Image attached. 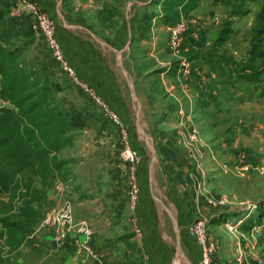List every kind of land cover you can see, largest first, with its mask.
<instances>
[{
	"label": "rangeland",
	"instance_id": "obj_1",
	"mask_svg": "<svg viewBox=\"0 0 264 264\" xmlns=\"http://www.w3.org/2000/svg\"><path fill=\"white\" fill-rule=\"evenodd\" d=\"M57 2L60 15L54 9L51 16L58 26L74 27L77 34L91 43L92 59L95 61L99 54L101 62L105 63V75L115 74L123 86L121 92L127 105L118 114L127 132L128 146L131 145L138 156V177L143 170V180L139 177L140 196L155 205V220L160 223L156 224L160 227L162 219L176 262L194 264L178 251L174 226L178 229L181 248L196 249L199 253L198 244L187 237L188 229L184 226L198 218H210L201 211L213 210L215 214L222 212L244 217L242 231L263 224L264 57H255L251 51L256 14L262 0ZM180 18L188 29L179 45L172 47L169 26ZM224 30L229 32L221 42L219 37ZM34 40L31 47L20 45L15 53L16 60L22 64L21 69L30 79L58 82L56 76L60 72L57 70H64L72 78L64 66L55 60L59 65L51 63L44 40L40 36ZM119 60L133 83L135 97L130 93ZM183 62L189 64L188 73L182 71ZM250 63L258 72L254 80L246 81L236 71ZM84 65L83 62L82 67ZM211 71L216 79L207 77L208 90L220 88L237 92L230 99L225 96L227 100L219 108L218 119L202 123L199 135L203 131L211 137L215 134V142L203 143L198 135L197 141L190 142L192 126L180 122L182 108L170 94L186 88L199 90L202 83L197 79ZM90 73L95 75L98 71L92 68ZM72 79L68 87L58 82L63 89L55 93V97L70 102L86 117L85 126L71 132L73 140L80 139V151L70 159L62 158L64 164L59 172L45 183L30 169H25L21 178L24 181L31 179L33 189L29 192L24 187L11 193L0 190V234L54 232L41 222L52 210L68 202L76 221L86 220L100 232L124 231L144 244L138 209H131L126 199L130 164L121 157L124 147L121 128L107 118L101 107L74 80L72 84ZM104 91L103 94L97 90L105 101L103 96L107 95L119 103V108H124L120 106L118 91ZM166 109L169 118L178 115L179 122L175 127H159L158 120L164 119ZM171 134H176L177 142L166 141ZM89 136L93 140H89ZM90 146L93 150L86 152ZM64 148L72 149L74 143ZM177 149L178 160L171 152ZM177 162L179 167H175ZM174 171L182 172V178L187 179L184 185L173 182ZM193 211L198 214L192 215ZM184 217L188 219L186 222L182 220ZM230 224L234 230L237 222ZM137 227L140 233L136 232ZM2 253L1 250L0 259Z\"/></svg>",
	"mask_w": 264,
	"mask_h": 264
},
{
	"label": "crops",
	"instance_id": "obj_2",
	"mask_svg": "<svg viewBox=\"0 0 264 264\" xmlns=\"http://www.w3.org/2000/svg\"><path fill=\"white\" fill-rule=\"evenodd\" d=\"M35 1L49 15H52L54 9L58 13L56 7L58 5L57 0ZM58 15L60 14L58 13ZM30 22L29 17H16L12 13L10 0H0V46L5 49H13L20 45L31 47L35 38L40 36V39H43L41 38V34L31 27ZM76 28L81 27L76 26ZM58 38L63 45L64 53L70 66L81 79L102 93L105 92L104 90L118 91L117 95L122 102V104L120 102V106H124V108H119V103L113 102L107 95L103 97L119 113H122L127 105L125 95L121 92L123 86L119 84L118 79L115 78V74L113 76L105 75V63L101 62L99 54L95 61L92 59L94 50L92 49L91 43L77 34L74 27L65 24L63 27L58 26ZM83 62L86 65L82 67ZM51 63L59 65L53 59ZM92 68H96L98 73L92 75L90 73ZM57 71L60 72L56 76L58 82L68 87L71 84L72 78L68 77L64 70ZM207 77L208 79H216L213 71L207 72V75L202 74L197 79L202 83L199 90H187L188 88H186V90L174 91L170 96L182 108V110L180 109L182 114L180 122H186L192 128H198V137L203 140V143H214L216 138L215 134L211 137L206 131H203L199 135L200 128L203 125L202 123L204 120L218 119L221 112L219 109L220 106L223 105L224 101L233 97L237 90H219L220 88L218 90H208L209 84L206 82ZM187 80L188 78H186ZM186 86L188 87L189 85L186 84ZM168 111V109L165 110L164 119L158 120L159 127H175L178 124V115L174 118L172 116L173 112H171L170 115L172 118H169ZM125 119L128 120L127 118ZM89 137V140H93L92 136ZM165 139L167 142H177L176 134H171ZM73 141L74 148L61 149L59 153L61 158L70 159L79 153L80 149L78 144L80 139L75 138ZM95 148L100 151L102 150L99 147ZM87 150L92 151L93 148L90 146L86 149V152ZM175 151L176 153H173ZM171 152L173 158L180 159L178 149ZM175 167H179L178 162L175 163ZM174 173L176 174L172 176L174 183L180 186V184L184 185L187 182L186 178H182L181 171H174ZM138 174L140 181L143 180V170ZM176 193L179 192L176 191ZM212 211L204 210L201 213H204L205 217H210L208 220H205L207 221L209 236L215 241L217 247L213 257V264H234L238 258V254L241 252L244 253V259L247 263L257 264L256 260L259 258L261 264H264V223L261 225L257 224L250 229L247 228V231H242L240 228L243 227L244 217H235L232 214H222V212L215 214ZM195 213L198 214L197 211H193L191 214L194 215ZM137 214L144 230V244H141V242H138L134 237L126 234L124 231L100 232L92 227L94 232L92 247L97 254L96 257H92L80 250L78 242L76 241L77 236L74 234L68 236L60 248L55 249L53 232L16 231L13 234L2 232L0 234V251L2 250L3 253L0 264H180L176 262L174 254L171 251L169 237L164 229L162 219H160V227L156 224L155 205L145 197L141 199L140 191ZM186 217L190 219L192 216ZM185 219L184 217L182 220ZM235 221L237 224H233L235 228L232 230L230 223H234ZM188 224L184 226L185 229H187ZM186 235L190 239H193L195 245H197L189 232ZM182 252L184 258L187 257L194 264H198V252L196 249L183 247Z\"/></svg>",
	"mask_w": 264,
	"mask_h": 264
},
{
	"label": "trees",
	"instance_id": "obj_3",
	"mask_svg": "<svg viewBox=\"0 0 264 264\" xmlns=\"http://www.w3.org/2000/svg\"><path fill=\"white\" fill-rule=\"evenodd\" d=\"M223 32L221 42L229 30ZM16 51L17 47L0 46V94L12 106L0 107V190L4 193L20 187L27 192L33 189L31 179L21 178L25 169H30L42 183L53 178L64 164L59 156L61 149L73 143L71 132L86 123L81 110L64 99H56L55 93L63 89L58 82L30 79L16 60ZM251 51L255 57H264V0L256 14ZM257 72L251 63L236 71L246 81L254 80Z\"/></svg>",
	"mask_w": 264,
	"mask_h": 264
},
{
	"label": "built area",
	"instance_id": "obj_4",
	"mask_svg": "<svg viewBox=\"0 0 264 264\" xmlns=\"http://www.w3.org/2000/svg\"><path fill=\"white\" fill-rule=\"evenodd\" d=\"M11 10L16 17H29L30 25L33 29L37 30L49 51L51 58L57 61L60 65L64 66L69 75L74 80V83L80 87L89 98L97 103L107 118L116 126L121 128V139L124 143V147L121 151V157L130 164L128 171V191L126 199L131 209H138L139 206V177L136 174V170L139 166V160L136 151L128 146L127 132L122 127V119L119 116V112L111 107V105L105 101L102 96L97 92L95 88L90 86L87 82L81 79L76 71L70 67V63L65 56L63 45L58 38V24L56 20L45 12L35 0H10ZM188 26L183 19H177L169 26V41L172 47L179 45L184 33L187 31ZM182 71L184 73L189 72V64L183 62ZM1 85V84H0ZM1 89V86H0ZM0 107L12 108L10 103L0 94ZM198 132L195 128H192L189 133V141H197ZM220 200L219 203H222ZM42 225H47L53 229L54 234V248L58 249L62 246L64 240L74 234L77 236L78 246L81 251L87 253L92 257H96L92 244L94 240V232L90 223L86 220L76 221L72 211L71 204L68 202L63 203L58 208L48 213L41 222ZM136 225L137 222H135ZM189 234L193 236L198 244V264H213V257L216 253L217 247L215 241L209 236L207 229V221L202 218H198L187 226ZM136 232L140 233V228H136ZM243 252L238 254L234 264H250L244 259ZM257 264H261V260L258 258Z\"/></svg>",
	"mask_w": 264,
	"mask_h": 264
},
{
	"label": "water",
	"instance_id": "obj_5",
	"mask_svg": "<svg viewBox=\"0 0 264 264\" xmlns=\"http://www.w3.org/2000/svg\"><path fill=\"white\" fill-rule=\"evenodd\" d=\"M90 33L92 34V32H90ZM117 53H118V55L120 56V52L118 51ZM119 64H120V69H121L122 73L124 74V76H125V78H126V81H127L128 85H129V87H130V93H131V95H132L133 97H135V93H134V91H133V83H132V81L130 80V78L128 77V74H127L125 68L123 67V65H122V61H121V60H119ZM137 114H138V111H137ZM138 127H139V129H141V127H140L139 124H138ZM154 157H155V153L153 152V159H152V161L154 160ZM149 176H151V173H150V172H149ZM173 221H175V220L173 219ZM174 230H175V234H176V238H177V248H178V251H179L180 253L183 254V252H182V248H181V246H180L178 229H177L175 226H174ZM183 256H184V255H183Z\"/></svg>",
	"mask_w": 264,
	"mask_h": 264
}]
</instances>
